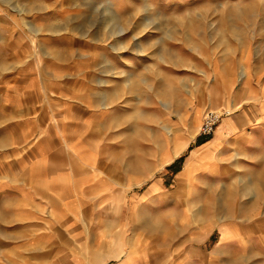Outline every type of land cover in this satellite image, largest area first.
Returning <instances> with one entry per match:
<instances>
[{"label":"rangeland","instance_id":"rangeland-1","mask_svg":"<svg viewBox=\"0 0 264 264\" xmlns=\"http://www.w3.org/2000/svg\"><path fill=\"white\" fill-rule=\"evenodd\" d=\"M255 106L264 0H0V264H264V182L167 169Z\"/></svg>","mask_w":264,"mask_h":264},{"label":"crops","instance_id":"crops-1","mask_svg":"<svg viewBox=\"0 0 264 264\" xmlns=\"http://www.w3.org/2000/svg\"><path fill=\"white\" fill-rule=\"evenodd\" d=\"M231 108L236 110L240 106L232 104ZM190 139L193 140V137ZM190 139L183 140L174 146L173 151L162 160L160 168L173 161L187 147ZM195 139V144L189 148L188 154L182 158L181 169L173 175L175 186L180 177L187 176L190 168L192 172L190 179L184 183V189L195 186L197 178L205 179L209 185L216 183L221 186H229L232 180L240 177L247 180L252 186L257 182H264V108H260V106L246 108L237 113L236 117H230V114H227V118H224L216 127L211 137H195ZM66 148L72 156L77 155L73 147H68L66 144ZM241 162L244 164L243 166L238 165ZM38 172L32 171L31 173H25V175L32 174L35 178H39L40 185L46 188L51 187L52 183H57L56 179L64 185L70 180L69 183L73 187L75 183H78V181H74L73 176L68 174H59L52 177L49 174L42 175ZM139 184L140 182H136L124 186L120 189L119 194L122 196ZM252 192L251 190L250 193ZM120 200L121 197L114 198L113 203L120 206L122 203ZM167 201L169 202V198H167ZM115 241L112 242V246L113 243L114 246L111 247L110 251L117 252L118 255L122 252V248L120 243ZM111 257L113 256H102V263Z\"/></svg>","mask_w":264,"mask_h":264},{"label":"built area","instance_id":"built-area-1","mask_svg":"<svg viewBox=\"0 0 264 264\" xmlns=\"http://www.w3.org/2000/svg\"><path fill=\"white\" fill-rule=\"evenodd\" d=\"M225 113L206 112L198 130V137H211Z\"/></svg>","mask_w":264,"mask_h":264},{"label":"trees","instance_id":"trees-1","mask_svg":"<svg viewBox=\"0 0 264 264\" xmlns=\"http://www.w3.org/2000/svg\"><path fill=\"white\" fill-rule=\"evenodd\" d=\"M182 162V157L172 163L170 166L167 167L168 170H171L173 174L177 173L181 167L180 163Z\"/></svg>","mask_w":264,"mask_h":264},{"label":"bare ground","instance_id":"bare-ground-1","mask_svg":"<svg viewBox=\"0 0 264 264\" xmlns=\"http://www.w3.org/2000/svg\"><path fill=\"white\" fill-rule=\"evenodd\" d=\"M217 111H218V109H217ZM214 112V111H213ZM218 113V112H217ZM222 120V119H221ZM220 123V122H219Z\"/></svg>","mask_w":264,"mask_h":264}]
</instances>
